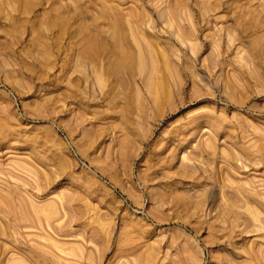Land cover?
Wrapping results in <instances>:
<instances>
[{
    "label": "rangeland",
    "instance_id": "rangeland-1",
    "mask_svg": "<svg viewBox=\"0 0 264 264\" xmlns=\"http://www.w3.org/2000/svg\"><path fill=\"white\" fill-rule=\"evenodd\" d=\"M0 264H264V0H0Z\"/></svg>",
    "mask_w": 264,
    "mask_h": 264
}]
</instances>
